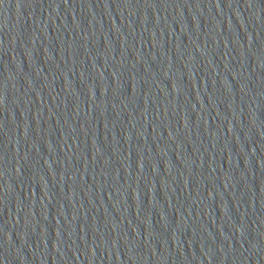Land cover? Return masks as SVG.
Masks as SVG:
<instances>
[{
  "label": "water",
  "instance_id": "water-1",
  "mask_svg": "<svg viewBox=\"0 0 264 264\" xmlns=\"http://www.w3.org/2000/svg\"><path fill=\"white\" fill-rule=\"evenodd\" d=\"M0 264H264V0H0Z\"/></svg>",
  "mask_w": 264,
  "mask_h": 264
}]
</instances>
